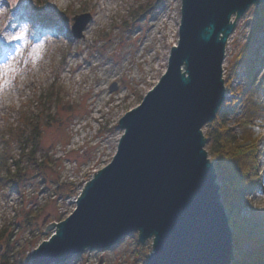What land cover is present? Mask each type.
<instances>
[{
  "label": "rangeland",
  "instance_id": "obj_1",
  "mask_svg": "<svg viewBox=\"0 0 264 264\" xmlns=\"http://www.w3.org/2000/svg\"><path fill=\"white\" fill-rule=\"evenodd\" d=\"M259 6L236 20L230 38L228 89L237 72L242 77L234 82V97L246 75L259 82L264 66V31L252 35ZM181 9L182 0H0V64L26 52L23 65L0 77V264L30 263L34 250L56 234L57 225L44 233L46 227L76 209L86 182L77 185L112 161L124 133L120 119L160 81L178 46ZM85 13L93 18L75 39L74 18ZM21 30L27 38L10 42ZM241 53L247 58L239 62ZM242 99L227 101L233 106L220 115L244 157L252 163L254 157V190L245 196L264 210V129L238 127ZM36 122L40 150L31 161L25 141ZM45 157L49 163L41 165ZM17 170L19 179L11 180ZM60 185L72 194L61 197ZM233 247L232 264L237 252H253L248 242ZM152 252V240L142 244L133 233L111 249H86L62 264H147Z\"/></svg>",
  "mask_w": 264,
  "mask_h": 264
},
{
  "label": "water",
  "instance_id": "obj_2",
  "mask_svg": "<svg viewBox=\"0 0 264 264\" xmlns=\"http://www.w3.org/2000/svg\"><path fill=\"white\" fill-rule=\"evenodd\" d=\"M264 0H182L178 46L142 102L119 121L124 133L112 161L83 179L77 207L28 264H62L108 250L137 233L152 240L147 264H232L233 234L203 128L226 103L223 63L236 20ZM74 18L84 37L92 20ZM235 18V19H234ZM117 85L111 86L116 91Z\"/></svg>",
  "mask_w": 264,
  "mask_h": 264
},
{
  "label": "trees",
  "instance_id": "obj_3",
  "mask_svg": "<svg viewBox=\"0 0 264 264\" xmlns=\"http://www.w3.org/2000/svg\"><path fill=\"white\" fill-rule=\"evenodd\" d=\"M42 19L41 15H37ZM255 30L252 35L264 31V5L257 8L255 21ZM247 58L246 54H240V61ZM239 66V64L237 63ZM244 69V67H243ZM245 70V69H244ZM260 80L256 83L255 79H250L245 76L243 84L237 94L243 97L241 107V118L238 119V127L243 129L246 133L248 127L255 126L264 129V66L260 70ZM244 95V96H243ZM233 104H226L221 107L216 119L209 123L208 132L205 134L207 142L210 143L208 155L211 162H213L217 172V179L222 181V188L220 190L221 200L225 208L232 213L229 217L230 225L233 229V243L239 250V245L243 243H251L253 246L252 254L246 252H237L236 264H264V210L252 205L246 198V192L254 190V176H255V160L253 163L244 157V151L237 145L235 137H230L231 129L225 124L226 115H220L222 110L231 109ZM36 122L31 134L25 141L31 146L28 157L31 161H36L35 156L39 152L40 128ZM246 135V134H245ZM247 137V136H246ZM24 142V143H25ZM27 144L23 146L22 151L25 153ZM4 160L0 156V162ZM47 157L40 163H49ZM21 170L14 171L11 176L18 180ZM10 174V173H9ZM10 176V177H11ZM64 189L62 185L58 186L56 192L61 197L70 196L71 190L62 192ZM245 210V211H244ZM245 212L246 215L242 214Z\"/></svg>",
  "mask_w": 264,
  "mask_h": 264
},
{
  "label": "built area",
  "instance_id": "obj_4",
  "mask_svg": "<svg viewBox=\"0 0 264 264\" xmlns=\"http://www.w3.org/2000/svg\"><path fill=\"white\" fill-rule=\"evenodd\" d=\"M231 36L229 37V39H228V42H227V45H226V53H225V59H224V63H223V79L225 80V88H226V99H227V101H230L231 99H235V98H238L239 99V96H238V94L236 93V96L234 97L233 96V91H232V89H233V85H234V82L235 83H237L238 82V80L237 79H240V78H242L241 77V74H240V72H237L236 74H235V76H234V79H233V82L230 84L231 85V87H230V89H228V85H226L227 83L229 84V82H228V78H227V68H229V65L227 64L226 65V61L228 60V53H229V51H228V48H229V45H230V41H231ZM228 66V67H227ZM233 77V76H232ZM225 78H227V79H225ZM234 80H236V81H234ZM238 84H239V82H238ZM94 176V175H93ZM93 176H92V178H93ZM91 178V179H92Z\"/></svg>",
  "mask_w": 264,
  "mask_h": 264
},
{
  "label": "snow or ice",
  "instance_id": "obj_5",
  "mask_svg": "<svg viewBox=\"0 0 264 264\" xmlns=\"http://www.w3.org/2000/svg\"><path fill=\"white\" fill-rule=\"evenodd\" d=\"M27 38L26 36V30H21L19 33L14 34L11 38H10V42L11 41H23ZM12 59H15V56H11L8 58V61L4 62L3 64H0V77H3L4 75H6V73L8 71L12 70V65L10 63V61Z\"/></svg>",
  "mask_w": 264,
  "mask_h": 264
},
{
  "label": "bare ground",
  "instance_id": "obj_6",
  "mask_svg": "<svg viewBox=\"0 0 264 264\" xmlns=\"http://www.w3.org/2000/svg\"><path fill=\"white\" fill-rule=\"evenodd\" d=\"M24 46V45H23ZM26 50V49H25ZM22 55L24 56V57H26V52H20L19 50L14 54V55H12V56H15V59H12L11 61H10V63H11V65H12V70L11 71H8L7 73H11L12 74V71H15L18 67V65L20 66V65H23V61H22ZM6 73V74H7Z\"/></svg>",
  "mask_w": 264,
  "mask_h": 264
}]
</instances>
